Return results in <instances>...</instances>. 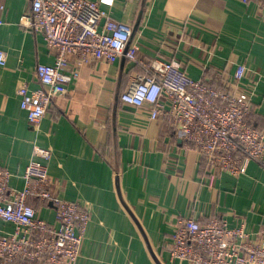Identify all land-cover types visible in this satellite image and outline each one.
I'll use <instances>...</instances> for the list:
<instances>
[{
	"label": "crops",
	"instance_id": "1",
	"mask_svg": "<svg viewBox=\"0 0 264 264\" xmlns=\"http://www.w3.org/2000/svg\"><path fill=\"white\" fill-rule=\"evenodd\" d=\"M95 1L114 20L138 23L129 44L142 62L176 60L193 79L217 69L233 75L245 65L246 121L264 135V0ZM30 2L0 0V166L11 173L10 187L22 190L33 146L50 151L53 191L90 214L74 264H189L169 257L176 217L216 216L250 235L264 233V168L242 155V174H212L200 153L183 149L166 118L122 104L120 94L141 71L124 58L83 67L32 128L18 88L36 92V66L54 59L43 36L20 22ZM34 201L39 217L54 222L51 204ZM13 229L0 220V233Z\"/></svg>",
	"mask_w": 264,
	"mask_h": 264
},
{
	"label": "built area",
	"instance_id": "2",
	"mask_svg": "<svg viewBox=\"0 0 264 264\" xmlns=\"http://www.w3.org/2000/svg\"><path fill=\"white\" fill-rule=\"evenodd\" d=\"M30 12L20 18L25 27L43 36L52 64H38L40 88H18L20 108L34 129L52 99L65 96L72 79L90 62L115 63L124 58L141 68L120 94L122 104L144 111L149 119L166 118L184 150L200 153L212 174L245 172V160L264 168V135L249 125L251 93L239 87L246 69L236 66L189 77L176 60L154 58L142 62L129 44L132 27L113 18L95 0H30ZM247 3L249 0H240ZM4 55L0 51V66ZM23 174L24 187H10L11 173L0 166V220L13 225L0 233L2 264H74L90 220L78 202L53 191L46 162L50 151L33 146ZM30 200L51 204L54 222L38 215ZM170 260L189 264H264V233L250 235L242 225L228 227L220 217L199 222L176 217L169 249Z\"/></svg>",
	"mask_w": 264,
	"mask_h": 264
},
{
	"label": "water",
	"instance_id": "3",
	"mask_svg": "<svg viewBox=\"0 0 264 264\" xmlns=\"http://www.w3.org/2000/svg\"><path fill=\"white\" fill-rule=\"evenodd\" d=\"M137 26H138V23H136L135 26L132 28L131 38L134 35L135 29H136Z\"/></svg>",
	"mask_w": 264,
	"mask_h": 264
},
{
	"label": "trees",
	"instance_id": "4",
	"mask_svg": "<svg viewBox=\"0 0 264 264\" xmlns=\"http://www.w3.org/2000/svg\"><path fill=\"white\" fill-rule=\"evenodd\" d=\"M30 201H31V200H30ZM34 204H36V205L39 204V201H36V200H35V201H34Z\"/></svg>",
	"mask_w": 264,
	"mask_h": 264
}]
</instances>
